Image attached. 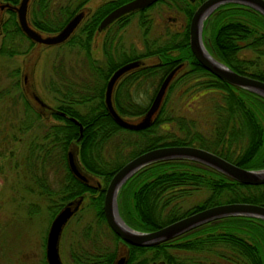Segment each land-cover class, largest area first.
I'll return each mask as SVG.
<instances>
[{
  "label": "trees",
  "instance_id": "obj_1",
  "mask_svg": "<svg viewBox=\"0 0 264 264\" xmlns=\"http://www.w3.org/2000/svg\"><path fill=\"white\" fill-rule=\"evenodd\" d=\"M7 1L15 3L18 0ZM86 1L30 0L28 19L42 31H54ZM124 1L127 0L99 3L86 12V17L62 43L70 47L77 45L82 50L86 69L93 76L87 75L76 85L68 80L62 90L57 85L51 88L54 106L59 109L52 115L58 121L46 125L39 139L32 137L27 144L25 171L37 194L47 201L49 216L79 194L83 199L74 213L84 205L92 211L91 219L83 221L78 238L69 246L68 255L73 264H110L118 237L103 216V187L88 186L69 172L65 152L70 142L77 146L80 165L100 175L105 184L130 157L169 144L196 145L245 168L264 167V97L210 73L190 51L187 26L198 0H156L120 15L103 30L102 57L93 58L90 42L99 20ZM157 2L181 13L184 23L177 28L164 26L162 34L149 36L152 19L145 11ZM132 14H138L141 19L142 49L119 50L115 46L116 42H121L119 31ZM204 24V44L212 56L240 73L264 80V68L256 59L243 55L250 50L255 57L264 53L262 14L247 5L230 2L212 10ZM22 39H26L29 46L33 43L20 30L14 11L6 9L0 22V54L24 52L26 47L21 45ZM151 56L153 61L126 71L115 83L112 100L119 114L137 116L142 113L164 74L179 61L186 65L183 64L169 82L150 125L141 129L121 127L105 109V81L120 63ZM172 89L179 101H184L178 111L165 110V101ZM22 101L25 106L22 113L28 118L20 120L17 128L20 132L39 116L28 106L24 96ZM198 101L200 103L196 104ZM200 105L212 114L207 129H200L194 116ZM191 111H194L192 117L188 116ZM72 117L82 125L79 139H76L78 125ZM118 146L125 151H114L113 157V149ZM49 170L58 176L54 185ZM200 191L204 192L201 198L183 204L190 195ZM85 197L88 201L83 205ZM234 201L264 205V183H242L197 161L173 158L151 162L132 173L118 191L117 210L127 225L147 231L198 209ZM35 208L32 203L27 211L33 212ZM158 260L165 264H264V219L228 215L201 223L157 244H129L124 264H150Z\"/></svg>",
  "mask_w": 264,
  "mask_h": 264
},
{
  "label": "water",
  "instance_id": "obj_2",
  "mask_svg": "<svg viewBox=\"0 0 264 264\" xmlns=\"http://www.w3.org/2000/svg\"><path fill=\"white\" fill-rule=\"evenodd\" d=\"M154 1L155 0L124 1L106 12L99 20L97 27L100 29L123 13L143 8ZM227 1L247 5L264 16V0H201L192 11L188 22V45L190 51L195 59L212 74L232 85L247 89L264 97V80L232 69L224 62L212 56L204 46L201 35L203 20L218 4ZM29 2L30 0H18L15 3L7 0H0V22L6 9L14 11L20 30L27 38L33 41L34 45L30 51L34 53V58L38 55L42 45H55L67 40L80 23L86 11L90 9L89 6H82L76 10L59 29L54 31H42L34 27L28 19ZM30 55L32 54L30 53ZM150 61H153L152 56L125 61L115 67L105 81L103 89L104 106L109 115L119 126L127 129H140L150 125L159 110L169 82L184 64V61H179L164 74L150 102L142 113L135 117H125L119 114L112 100V91L116 80L121 74L131 68L144 65ZM33 66L34 63L32 61L29 62L27 66L25 62H23L20 73L21 89L34 109L47 117V115L54 111V108L45 102L36 92L32 78ZM25 67H27L28 70H25ZM72 119L78 125L79 134L76 139H79L82 125L76 118L72 117ZM76 150L77 146L75 142H70L65 152V161L68 170L79 181L93 188L100 189L102 187L101 178L80 165ZM173 158H184L197 161L242 183H264V167L256 169L245 168L228 161L208 149L195 145H161L136 154L125 161L111 174L104 187L102 200L103 215L109 228L120 240V244H118L114 258L110 264L125 263L129 244L146 246L157 244L213 219L237 214L256 216L264 219V205L252 202L234 201L218 203L198 209L152 230L142 231L127 225L117 210L116 197L121 184L140 167L154 161ZM82 197L83 196L79 194L67 200L58 208L50 219L44 239V258L46 264H62L58 252L61 230L67 219L80 206ZM119 250L122 251L121 254H119ZM150 264L165 263L162 260H158Z\"/></svg>",
  "mask_w": 264,
  "mask_h": 264
},
{
  "label": "rangeland",
  "instance_id": "obj_3",
  "mask_svg": "<svg viewBox=\"0 0 264 264\" xmlns=\"http://www.w3.org/2000/svg\"><path fill=\"white\" fill-rule=\"evenodd\" d=\"M102 1L104 0H87L84 4L93 9ZM145 12L152 19L149 36L162 34L164 26L177 28L178 25L184 23L181 13L175 12L174 8L163 2L155 3ZM2 16L5 17V12ZM140 21L138 14H132L126 21L119 31L121 42L115 43L119 50L134 49L139 51L142 49L143 36L139 26ZM103 33L104 31L97 30L90 42L92 56L102 57L100 43ZM201 33L202 36H205L203 30ZM21 45L26 47L24 52L12 55L0 54V91H2V96H0V264H46V262L43 263V259L45 260L44 239L51 216H49L50 212L46 206L47 201L37 194L35 185L30 181L27 170L25 171V167H27L25 157L28 155L27 144L30 138L35 137L38 140L46 125L58 120L52 113L46 117L32 107L39 116L30 122V128L25 132H23L24 129L22 132L17 129L20 127L22 109L25 107L22 101L23 96L27 100L21 89L20 73L23 62L26 66L31 61L34 63L32 78L35 90L51 106L55 103L54 91L51 89L54 85L62 90L68 80L73 81V84L76 85L87 75L93 76V73L86 69L83 52L77 45L73 47L65 44L42 45L36 58L30 51L34 44L29 46L28 41L22 39ZM243 55L250 59H256L264 68V53L255 57L254 52L250 50L244 51ZM24 69L26 70L27 67ZM165 102V110L178 111L184 105V101H179L173 89L169 92ZM196 111L194 116L199 121L198 127L207 129L212 116L209 109L200 105ZM193 112H188V116L192 117ZM114 151L125 150L120 149L119 146L116 147L113 149V157L115 156ZM49 175H51L50 181L54 185L57 180L55 177L58 176L53 170H49ZM203 193L200 191L190 195L183 204L193 203L201 198ZM87 201L88 198L85 197L83 205ZM32 203L36 207L35 211L28 212L27 209ZM82 207L67 219L61 230L58 252L62 264H73L68 255L69 246L78 238L77 232L79 233L83 221L92 217L90 207L85 205ZM117 242L120 244L119 237ZM121 250H119V254H121ZM211 256L213 257V254Z\"/></svg>",
  "mask_w": 264,
  "mask_h": 264
},
{
  "label": "flooded vegetation",
  "instance_id": "obj_4",
  "mask_svg": "<svg viewBox=\"0 0 264 264\" xmlns=\"http://www.w3.org/2000/svg\"><path fill=\"white\" fill-rule=\"evenodd\" d=\"M155 1H156V0H155ZM200 1H201V0H198V3H199ZM198 3H197V4H198ZM226 3H230V2L227 1V2L220 3V4H218L215 8H217L218 6H220V5H222V4H226ZM145 7H146V6H145ZM215 8H214V9H215ZM214 9H213V10H214ZM91 10H92V8L90 7V9H88L86 12H89V11H91ZM135 10H137V9H135ZM132 11H134V10H132ZM129 12H130V11H129ZM123 14H124V13H123ZM85 17H86V13H85V15L83 16L82 19H84ZM118 17H119V16H118ZM82 19H81V20H82ZM80 22H81V21H80ZM107 25H108V24H107ZM107 25H106V26H107ZM204 25H205V24H204V22H203V23H202V30H203V28H204ZM77 26H78V25H77ZM97 26H98V24H97ZM106 26H104V27H102V28H100V29H98V27H96V28H97L98 31H103V30L105 29ZM187 27H188V26H187ZM75 29H76V28H75ZM75 29H74V30H75ZM202 37H203V40H204V39H205V38H204L205 36H202ZM65 41H66V40H65ZM62 43H64V42H61V43H59V44H62ZM55 45H58V44H55ZM93 58H98V57L93 56ZM100 58H101V57H100ZM122 63H123V62H122ZM120 64H121V63H120ZM184 65H186V63H185ZM116 67H117V66H116ZM134 68H135V67H134ZM131 69H133V68H131ZM112 71H113V70H112ZM112 71H111V72H112ZM111 72H110V73H111ZM124 73H125V72H124ZM121 75H122V74H121ZM121 75L118 77V79L121 77ZM118 79H117V80H118ZM117 80H116V82H117ZM116 82H115V83H116ZM23 106H24V105H23ZM23 106H22V107H23ZM28 106L31 107V108L33 107L30 103L28 104ZM52 107L54 108V111H53V112H56V111L59 110V109H58L56 106H54V105H53ZM32 109H33V108H32ZM105 109H106V108H105ZM34 111H35V110H34ZM53 112H51V113H53ZM51 113H50V115H51ZM25 117L28 118V116H25V115H23V113H22V114H21V118H22V120H24ZM125 117H135V116H132V115H129V116H128V115H126ZM23 122H24V121H23ZM29 124H30V123H29ZM121 127H122V126H121ZM29 128H30V126H29L28 128H26V129H24L23 132H25V131L28 130ZM140 129H141V128H140ZM195 146H196V145H195ZM69 172H70V171H69ZM94 174H96V173H94ZM96 175L100 178V175H98V174H96ZM101 183H102V180H101ZM106 183H107V182H106ZM105 185H106L105 183H102L103 192H104V187H105ZM102 187H101V188H102ZM101 188H100V189H101ZM82 196H83V195H82ZM82 199H83V197H82Z\"/></svg>",
  "mask_w": 264,
  "mask_h": 264
}]
</instances>
